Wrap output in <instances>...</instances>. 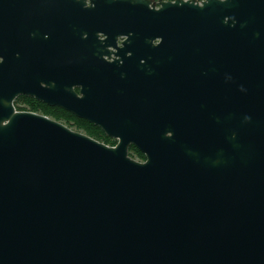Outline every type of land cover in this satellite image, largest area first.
<instances>
[{
  "label": "water",
  "instance_id": "1",
  "mask_svg": "<svg viewBox=\"0 0 264 264\" xmlns=\"http://www.w3.org/2000/svg\"><path fill=\"white\" fill-rule=\"evenodd\" d=\"M161 3L138 1L146 43L207 49L188 120L144 138L85 116L108 146L0 95V264H264V0Z\"/></svg>",
  "mask_w": 264,
  "mask_h": 264
},
{
  "label": "flooded vegetation",
  "instance_id": "2",
  "mask_svg": "<svg viewBox=\"0 0 264 264\" xmlns=\"http://www.w3.org/2000/svg\"><path fill=\"white\" fill-rule=\"evenodd\" d=\"M138 1L0 0V95L108 146L121 137L85 116L144 138L160 130L164 112L188 120L194 84L209 79L207 49L163 46L161 36L146 43ZM214 72L230 79L229 55L216 58ZM128 150L147 161L135 143Z\"/></svg>",
  "mask_w": 264,
  "mask_h": 264
},
{
  "label": "trees",
  "instance_id": "3",
  "mask_svg": "<svg viewBox=\"0 0 264 264\" xmlns=\"http://www.w3.org/2000/svg\"><path fill=\"white\" fill-rule=\"evenodd\" d=\"M89 135L99 140V137L94 132H90Z\"/></svg>",
  "mask_w": 264,
  "mask_h": 264
}]
</instances>
